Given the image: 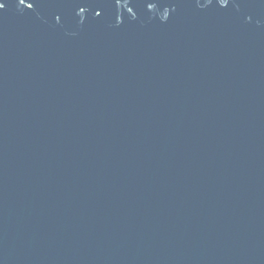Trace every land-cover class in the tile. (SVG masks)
Masks as SVG:
<instances>
[{"label": "water", "instance_id": "1", "mask_svg": "<svg viewBox=\"0 0 264 264\" xmlns=\"http://www.w3.org/2000/svg\"><path fill=\"white\" fill-rule=\"evenodd\" d=\"M0 5V264H264V0Z\"/></svg>", "mask_w": 264, "mask_h": 264}, {"label": "snow or ice", "instance_id": "2", "mask_svg": "<svg viewBox=\"0 0 264 264\" xmlns=\"http://www.w3.org/2000/svg\"><path fill=\"white\" fill-rule=\"evenodd\" d=\"M0 7H2V5H0Z\"/></svg>", "mask_w": 264, "mask_h": 264}]
</instances>
